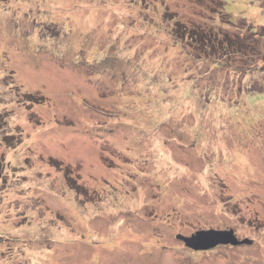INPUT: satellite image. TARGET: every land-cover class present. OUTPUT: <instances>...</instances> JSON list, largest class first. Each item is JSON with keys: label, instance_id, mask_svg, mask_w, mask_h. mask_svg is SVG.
<instances>
[{"label": "rangeland", "instance_id": "obj_1", "mask_svg": "<svg viewBox=\"0 0 264 264\" xmlns=\"http://www.w3.org/2000/svg\"><path fill=\"white\" fill-rule=\"evenodd\" d=\"M260 2L0 0V264H264Z\"/></svg>", "mask_w": 264, "mask_h": 264}, {"label": "water", "instance_id": "obj_2", "mask_svg": "<svg viewBox=\"0 0 264 264\" xmlns=\"http://www.w3.org/2000/svg\"><path fill=\"white\" fill-rule=\"evenodd\" d=\"M178 239L184 242L187 247L194 250H210L218 245L239 247L250 246L252 244L249 240L240 241L233 230L201 231L192 237L179 236Z\"/></svg>", "mask_w": 264, "mask_h": 264}, {"label": "trees", "instance_id": "obj_3", "mask_svg": "<svg viewBox=\"0 0 264 264\" xmlns=\"http://www.w3.org/2000/svg\"><path fill=\"white\" fill-rule=\"evenodd\" d=\"M260 5H264V4H261V2H260ZM253 28L254 27L250 26V33L252 35L253 34L256 35V32L253 30ZM188 37H190L191 43L195 42V45H197V43H202L203 45H205V43H208V42H210V44H211V42L215 39V34L212 33L211 36L206 37L205 34H202V33H199V32H191V33H188ZM245 41H246L245 43H241V42H239V40L238 41H233L228 36H226L225 39L222 40V42H227L226 44H228L231 48L236 49V52L240 53V54L243 53L244 49L245 50L247 49V43L248 42L250 43L249 40H245ZM238 46H240V47H238ZM211 48L215 49L214 46L211 47ZM210 57H212V55ZM252 99L253 100H257L258 98H255V99L252 98Z\"/></svg>", "mask_w": 264, "mask_h": 264}]
</instances>
